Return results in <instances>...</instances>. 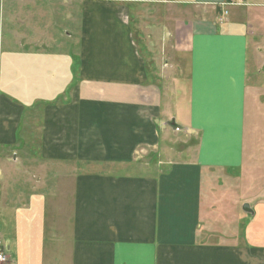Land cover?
Instances as JSON below:
<instances>
[{
    "label": "crops",
    "instance_id": "crops-1",
    "mask_svg": "<svg viewBox=\"0 0 264 264\" xmlns=\"http://www.w3.org/2000/svg\"><path fill=\"white\" fill-rule=\"evenodd\" d=\"M225 1L0 0L9 264H264V0Z\"/></svg>",
    "mask_w": 264,
    "mask_h": 264
},
{
    "label": "rangeland",
    "instance_id": "rangeland-1",
    "mask_svg": "<svg viewBox=\"0 0 264 264\" xmlns=\"http://www.w3.org/2000/svg\"><path fill=\"white\" fill-rule=\"evenodd\" d=\"M67 43V42H66ZM68 44V43H67ZM154 52H155V50H154ZM163 93H164V108H167L170 104H171V102H173L174 101V103H176V102H178V101H180V99H177V96H174V100L172 99V96H173V94L174 93H171L170 95H168L167 93H166V91H163ZM177 108L178 107H175V109H176V111H177ZM28 116H30V114L29 115H27V117ZM36 128H38L37 126H36ZM36 128L34 129V130H36ZM39 129V128H38ZM28 141H27V144L29 145V152L31 153V154H27V153H21V154H18V157H19V159H23L24 157H27V159L25 158V159H23L22 161L20 160L19 161V159L17 160L19 163L17 164V163H14L15 162V160L13 159V157H15L16 156V154H9V160H10V162L11 163H9V164H12V165H14L13 166V168L9 171V170H7V172H8V174L10 173V174H12V175H16L17 174V171L18 170H20V168L21 167H23V168H27L28 166V164L30 163L29 162V160L30 161H37L36 159H37V151H36V147H37V145H38V141H37V138L35 139V138H33V141L31 140V139H27ZM169 140V139H168ZM181 140L182 139H179V140H169V143L170 142H172V145H173V147H175V143H178V146L181 148L182 147V142H181ZM35 141H36V143H35ZM168 143V144H169ZM36 146V147H35ZM182 149V148H181ZM155 162V163H157L158 161H160L159 160V158L157 157V155H152V157L150 158V156H147L146 158H144V157H142L140 160H139V167H137V169H135L136 171H137V174H140V175H144V171H145V165H149V163L150 162ZM24 162H26V163H24ZM37 163V162H36ZM3 164V162L1 163V165ZM3 166V165H2ZM15 168H17L18 170H16ZM81 168H83L84 170H87V171H91V168H93V167H87V169L85 168V167H81ZM81 168H79L78 167V169L79 170H77V172H80V171H82L83 169H81ZM24 169H22L21 171H19V173H22V172H24L23 171ZM33 171V169H30L29 168V174H31L32 173V171ZM38 171V173H37V175H39V177H41L43 180H45L44 178H46L47 180H49L48 182H50V186L51 187H56V183H57V181H58V179H59V177H60V174H61V171L60 170H58V169H55V170H52V169H50V170H46V175L45 176H43L42 175V170H37ZM92 171H97V169H92ZM149 171V170H148ZM33 172H35V171H33ZM73 172V171H72ZM23 177H24V179H29V181L31 182V181H34L33 179H32V176L31 175H25L24 173H23ZM55 183V185H52V184H54ZM245 205H247V204H245Z\"/></svg>",
    "mask_w": 264,
    "mask_h": 264
},
{
    "label": "built area",
    "instance_id": "built-area-1",
    "mask_svg": "<svg viewBox=\"0 0 264 264\" xmlns=\"http://www.w3.org/2000/svg\"><path fill=\"white\" fill-rule=\"evenodd\" d=\"M247 4V0H227L222 4L224 16L228 15V7L232 6H244ZM0 264H9V258L6 255L5 248L0 244Z\"/></svg>",
    "mask_w": 264,
    "mask_h": 264
},
{
    "label": "water",
    "instance_id": "water-1",
    "mask_svg": "<svg viewBox=\"0 0 264 264\" xmlns=\"http://www.w3.org/2000/svg\"><path fill=\"white\" fill-rule=\"evenodd\" d=\"M169 126L170 127H172L173 129H179V126H177V124L175 123V121H171L170 123H169ZM244 209L246 210V211H250L251 209H250V207H249V205H245V207H244Z\"/></svg>",
    "mask_w": 264,
    "mask_h": 264
}]
</instances>
